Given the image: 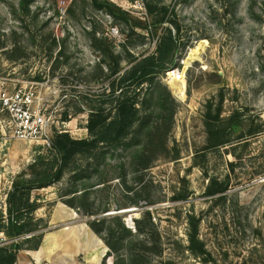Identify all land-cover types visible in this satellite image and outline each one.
Segmentation results:
<instances>
[{
    "label": "rangeland",
    "instance_id": "obj_1",
    "mask_svg": "<svg viewBox=\"0 0 264 264\" xmlns=\"http://www.w3.org/2000/svg\"><path fill=\"white\" fill-rule=\"evenodd\" d=\"M25 2L0 0V77L38 91L53 137L48 146L2 135V224L14 180L31 174L58 135L90 138L99 106L115 115L119 74L107 48L154 53L167 36L177 50L140 95L152 130L138 124L126 140L74 157L60 182L32 192L35 230L0 232L14 264H38L31 256L38 250L39 264H115L93 223L121 216L135 231L146 210L166 242L151 264H264V0ZM215 130L222 134L214 144ZM213 184L223 191L208 194ZM129 209L136 210L119 213ZM193 220L202 258L186 251ZM106 225L120 228L116 220L99 228Z\"/></svg>",
    "mask_w": 264,
    "mask_h": 264
},
{
    "label": "trees",
    "instance_id": "obj_2",
    "mask_svg": "<svg viewBox=\"0 0 264 264\" xmlns=\"http://www.w3.org/2000/svg\"><path fill=\"white\" fill-rule=\"evenodd\" d=\"M30 1L33 0L25 3ZM176 50L175 41L167 36L161 39L154 53L135 55L127 49L115 55L107 48L106 51L117 62L114 73L119 74L120 96L115 115L107 113L101 106L93 109L86 127L90 138L74 140L67 133L58 135L50 154L39 158V162L31 167V174L23 172L17 176L12 190L8 193L9 218L6 224L0 223V232H4L9 237H19L35 230L32 225L34 221L32 214L37 208L31 203L32 192L60 182L71 171L74 157L89 158L103 144L126 140L138 124L142 123L148 130H152L151 126L148 127L150 125L148 118L142 115L140 104L143 99L140 95L145 85L155 80L174 62ZM107 68L110 69V66ZM115 84L113 87H116ZM221 134V130L212 132L211 140L214 144ZM214 187V184L210 186L208 194L223 191ZM154 219L152 212L146 210L142 217L135 221V231L126 226L121 216L97 219L92 228L96 233L105 236L110 255L116 254L115 264H151L153 258H162L166 251L164 234ZM108 220L118 221L120 228L115 229L107 225L106 228H99V225L107 224ZM195 221L191 222L186 251L202 258L207 251L205 244L199 238L200 228ZM119 249L124 252L119 253ZM16 259L15 254L0 247V264H14Z\"/></svg>",
    "mask_w": 264,
    "mask_h": 264
},
{
    "label": "built area",
    "instance_id": "obj_3",
    "mask_svg": "<svg viewBox=\"0 0 264 264\" xmlns=\"http://www.w3.org/2000/svg\"><path fill=\"white\" fill-rule=\"evenodd\" d=\"M42 140L51 146V120L46 114L38 91L12 87L8 78L0 77V139ZM0 233V246L6 241Z\"/></svg>",
    "mask_w": 264,
    "mask_h": 264
},
{
    "label": "bare ground",
    "instance_id": "obj_4",
    "mask_svg": "<svg viewBox=\"0 0 264 264\" xmlns=\"http://www.w3.org/2000/svg\"><path fill=\"white\" fill-rule=\"evenodd\" d=\"M180 83L177 81V80H175L174 78L173 79H171V87H172V89L174 90V91H178L179 90V88H180ZM173 91V92H174ZM177 93V92H176Z\"/></svg>",
    "mask_w": 264,
    "mask_h": 264
},
{
    "label": "crops",
    "instance_id": "obj_5",
    "mask_svg": "<svg viewBox=\"0 0 264 264\" xmlns=\"http://www.w3.org/2000/svg\"><path fill=\"white\" fill-rule=\"evenodd\" d=\"M31 256L33 259L36 260V262L39 264V250L37 252H31ZM18 260H21V257L18 256ZM30 258V257H29ZM31 259V258H30ZM51 264V263H50Z\"/></svg>",
    "mask_w": 264,
    "mask_h": 264
},
{
    "label": "water",
    "instance_id": "obj_6",
    "mask_svg": "<svg viewBox=\"0 0 264 264\" xmlns=\"http://www.w3.org/2000/svg\"><path fill=\"white\" fill-rule=\"evenodd\" d=\"M136 209H129V210H123V211H120L119 213L123 214V213H127V212H133L135 211ZM115 214V213H114ZM106 215H112V213H109V214H106Z\"/></svg>",
    "mask_w": 264,
    "mask_h": 264
}]
</instances>
